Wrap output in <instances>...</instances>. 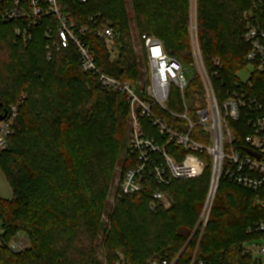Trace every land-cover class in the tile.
I'll return each mask as SVG.
<instances>
[{"label":"trees","instance_id":"16d2710c","mask_svg":"<svg viewBox=\"0 0 264 264\" xmlns=\"http://www.w3.org/2000/svg\"><path fill=\"white\" fill-rule=\"evenodd\" d=\"M131 3L140 36H154L166 53L192 66L190 0ZM62 6L79 27H89L85 42L99 71L140 88L144 73L131 42L125 0H63ZM246 11L253 14L247 24L253 21L264 30V6L254 9V0H197L198 42L206 67L218 72L213 83L220 96L241 83L238 74L250 67L243 39ZM102 25L118 36L113 49L95 35ZM20 26L0 23V104L7 110L19 105L14 134L0 154L14 194L11 200L0 198V264H250L252 256L242 244L259 236L248 230L264 221V187L253 191L222 180L203 230L199 219L210 168L200 178L169 186L150 179L140 195L120 197L119 190L108 223L102 220L112 167L128 142L130 108L124 96L83 71L76 47L52 50L49 60L46 25L33 30L28 45L15 43ZM216 59L222 64L218 69ZM248 81L264 103V72L252 70ZM199 85L196 75L189 90ZM173 96L170 108L179 112ZM144 126L158 138L155 128L146 121ZM234 127L239 140L249 133L242 122ZM103 129L110 131L107 139L96 133ZM168 151L176 152L172 146ZM123 155L126 171L134 159L127 151ZM156 190L168 196L170 208L151 211ZM20 233L29 247L16 252L10 243Z\"/></svg>","mask_w":264,"mask_h":264},{"label":"built area","instance_id":"2783aa9c","mask_svg":"<svg viewBox=\"0 0 264 264\" xmlns=\"http://www.w3.org/2000/svg\"><path fill=\"white\" fill-rule=\"evenodd\" d=\"M88 1L81 0V3ZM62 2L0 0V23L21 22L14 35L15 43L23 45L32 42L35 28L46 25L44 33L49 60L52 50L74 46L83 71L96 76L102 87L125 97L130 108L127 153L134 159V165L124 172L120 197L142 194L150 179L158 186H169L174 181L200 178L210 168L208 193L199 219V226L204 230L222 180L253 191L264 187V103L253 94V85L248 80L236 83L234 89L223 96L218 95L213 83V76L218 72L206 67L196 20L191 25L194 64L190 67L196 70L199 87L189 90V66L166 53L159 40L143 35L149 77L143 87L135 88L130 82L119 81L99 71L94 54L85 42L89 27L74 23L70 13L64 11ZM263 6L264 0H254V9ZM95 35L108 48L116 47L118 36L108 25L96 28ZM243 39L250 49L247 55L250 67L263 73L264 30L248 22ZM221 65L219 59L213 61L216 69ZM173 93L181 107L179 112L170 108ZM155 108L158 113L154 112ZM18 116L19 105H13L7 118L0 122V154L8 148ZM144 121L157 130L159 139L147 132ZM239 122L249 130L241 140L237 139L234 127ZM171 146L176 150L173 155L168 151ZM150 197L151 211L171 207L170 199L161 190L152 192ZM248 234L259 235L244 245L252 256L250 264H264V221L250 227ZM17 239L19 241L11 246L14 251L29 247L24 234Z\"/></svg>","mask_w":264,"mask_h":264},{"label":"rangeland","instance_id":"374dc122","mask_svg":"<svg viewBox=\"0 0 264 264\" xmlns=\"http://www.w3.org/2000/svg\"><path fill=\"white\" fill-rule=\"evenodd\" d=\"M126 2V6H127V12L129 14V18H130V36H131V42L132 45L134 47V51L138 57V61L140 63L141 66V70L144 73V77L143 79L140 81V87H143L145 85V83L148 81V77H149V66H148V58H147V51H146V47L143 43L142 40V36H140V33L137 31L134 20H133V9H132V3L131 0H125ZM190 5H191V25L192 22L194 23L196 20V8H197V0H190ZM247 16V19L245 18ZM252 17L253 14L250 13L249 11H246L243 14V21H244V25L245 27L247 26V20L249 17ZM253 22V21H250ZM195 24V23H194ZM154 37V36H152ZM155 38V37H154ZM3 58H7L6 55L5 57L3 56ZM188 68V79L194 80L196 77V70L192 67H187ZM252 71L251 67H248L245 71L241 72L238 74V77L240 78V80L242 82H246L249 79V75ZM136 88V87H135ZM97 135L102 138V139H107L110 135V131L108 129H103L101 131L96 132ZM127 141L124 147V152L121 154V156H117V158L115 159L114 165L112 167V172L114 173L113 177H112V183L109 189V193L107 195V202L108 205L103 213L102 216V220L105 223H108V216H107V212L110 209V206H112L115 202V199L118 197V193L120 190V185L122 182V178L125 172L124 169V160H125V156L123 155L124 153H126L127 148H128V143H129V128H127V137H126ZM14 194H13V190L5 176V174L3 173L1 167H0V198L2 199H7V200H11L13 198ZM258 203V202H257ZM1 225H0V234H1ZM22 233L18 234L17 236H21ZM17 236L15 237V239H13L10 243V246L14 245L15 243H17L19 241V239H17ZM247 241H245L242 244V249L244 253H247L244 245ZM98 253L100 256L101 260H104L102 252L100 249H98ZM248 254V253H247ZM257 256V255H256Z\"/></svg>","mask_w":264,"mask_h":264},{"label":"water","instance_id":"95a60500","mask_svg":"<svg viewBox=\"0 0 264 264\" xmlns=\"http://www.w3.org/2000/svg\"><path fill=\"white\" fill-rule=\"evenodd\" d=\"M7 115H8V110L4 107L3 104H0V122L5 120L7 118ZM252 155L255 154L252 153Z\"/></svg>","mask_w":264,"mask_h":264}]
</instances>
